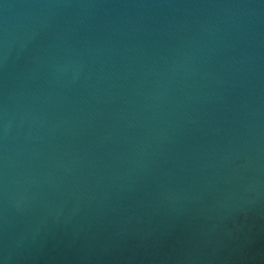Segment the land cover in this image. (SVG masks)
Instances as JSON below:
<instances>
[{"label": "water", "instance_id": "water-1", "mask_svg": "<svg viewBox=\"0 0 264 264\" xmlns=\"http://www.w3.org/2000/svg\"><path fill=\"white\" fill-rule=\"evenodd\" d=\"M0 264H264V0H0Z\"/></svg>", "mask_w": 264, "mask_h": 264}]
</instances>
